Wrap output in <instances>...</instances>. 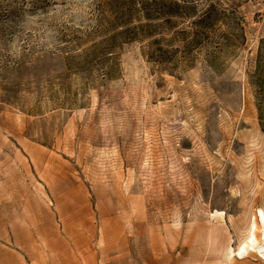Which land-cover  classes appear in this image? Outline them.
<instances>
[{"label":"rangeland","instance_id":"1","mask_svg":"<svg viewBox=\"0 0 264 264\" xmlns=\"http://www.w3.org/2000/svg\"><path fill=\"white\" fill-rule=\"evenodd\" d=\"M182 1L220 15L200 49L194 19L111 48L112 0H0V264H264L236 257L264 0Z\"/></svg>","mask_w":264,"mask_h":264},{"label":"trees","instance_id":"2","mask_svg":"<svg viewBox=\"0 0 264 264\" xmlns=\"http://www.w3.org/2000/svg\"><path fill=\"white\" fill-rule=\"evenodd\" d=\"M113 11L109 12L110 21L105 29L111 36L105 43L113 48L120 42L132 43L152 40L164 30L174 29L179 20L190 21V31L183 32L186 49H200L204 43H209L217 34L216 27L220 22V15L216 7L210 6L201 16H196L194 7L182 0H112ZM137 4L140 8H137ZM108 13H106L107 16ZM144 20L146 24L133 25L135 20ZM160 23V24H158ZM163 39H155L151 47H158L160 55L157 62L162 63L161 45ZM262 49L260 50L258 69L252 77L257 108L260 114V127L264 133V67Z\"/></svg>","mask_w":264,"mask_h":264},{"label":"bare ground","instance_id":"3","mask_svg":"<svg viewBox=\"0 0 264 264\" xmlns=\"http://www.w3.org/2000/svg\"><path fill=\"white\" fill-rule=\"evenodd\" d=\"M256 155L250 159L243 158L238 165V168L245 171L249 164L252 171L253 179L244 184L246 189L255 186L257 191L252 199V206L249 211L253 213L256 209L252 223L250 225L249 236L243 246L240 247L236 255L239 261H244L247 258H258L264 263V150L255 151Z\"/></svg>","mask_w":264,"mask_h":264}]
</instances>
